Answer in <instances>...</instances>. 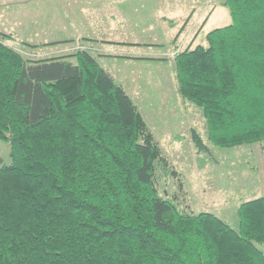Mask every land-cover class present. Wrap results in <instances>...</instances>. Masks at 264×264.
I'll return each mask as SVG.
<instances>
[{
    "label": "trees",
    "instance_id": "trees-1",
    "mask_svg": "<svg viewBox=\"0 0 264 264\" xmlns=\"http://www.w3.org/2000/svg\"><path fill=\"white\" fill-rule=\"evenodd\" d=\"M223 3L231 24L175 55L179 92L214 146L264 143V0ZM12 38L0 31V264H264V196L239 206L238 231L179 210L182 179L161 196L158 165L177 173L114 76L82 46L29 60Z\"/></svg>",
    "mask_w": 264,
    "mask_h": 264
},
{
    "label": "rangeland",
    "instance_id": "rangeland-1",
    "mask_svg": "<svg viewBox=\"0 0 264 264\" xmlns=\"http://www.w3.org/2000/svg\"><path fill=\"white\" fill-rule=\"evenodd\" d=\"M223 1L0 0V31L11 33L6 44L29 60L70 54L81 46L87 49L139 107L170 170L176 171L170 175L158 165L161 196L176 195L181 178L179 210L213 213L238 231L239 206L264 196V143L214 146L207 138L202 109L179 92L176 67L170 68L175 60H127L148 58L135 55L145 52L153 53L155 60L171 52L168 57L174 59L189 45L207 46L208 32L232 22ZM59 41L68 42L29 46ZM193 130L209 145L208 154L195 147ZM4 163H10L9 145L0 141V166ZM254 244L264 254V244Z\"/></svg>",
    "mask_w": 264,
    "mask_h": 264
},
{
    "label": "crops",
    "instance_id": "crops-1",
    "mask_svg": "<svg viewBox=\"0 0 264 264\" xmlns=\"http://www.w3.org/2000/svg\"><path fill=\"white\" fill-rule=\"evenodd\" d=\"M171 53V52H170ZM170 53H164L165 55H169ZM135 55H146L148 58H143V59H138V58H127V60H135L137 63L139 64H154V63H162V64H168L170 63L169 61H172L174 62V59H165V60H155L157 57H154L155 55L153 53H148V52H145V53H141V54H135ZM152 55V56H151ZM163 57V56H162ZM167 57V56H166ZM174 66L170 67L171 69L174 70V67H175V63H173ZM151 66V65H150ZM190 122V121H188Z\"/></svg>",
    "mask_w": 264,
    "mask_h": 264
}]
</instances>
